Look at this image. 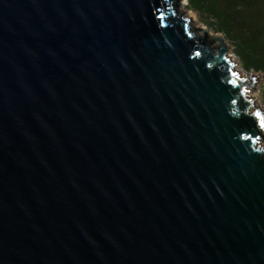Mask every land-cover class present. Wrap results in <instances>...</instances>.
Segmentation results:
<instances>
[{
  "label": "water",
  "instance_id": "1",
  "mask_svg": "<svg viewBox=\"0 0 264 264\" xmlns=\"http://www.w3.org/2000/svg\"><path fill=\"white\" fill-rule=\"evenodd\" d=\"M182 1L0 0V264H264L257 86Z\"/></svg>",
  "mask_w": 264,
  "mask_h": 264
},
{
  "label": "trees",
  "instance_id": "2",
  "mask_svg": "<svg viewBox=\"0 0 264 264\" xmlns=\"http://www.w3.org/2000/svg\"><path fill=\"white\" fill-rule=\"evenodd\" d=\"M213 31L233 45L244 70L264 76V0H189ZM264 100V85H263Z\"/></svg>",
  "mask_w": 264,
  "mask_h": 264
},
{
  "label": "rangeland",
  "instance_id": "3",
  "mask_svg": "<svg viewBox=\"0 0 264 264\" xmlns=\"http://www.w3.org/2000/svg\"><path fill=\"white\" fill-rule=\"evenodd\" d=\"M183 3V1H182ZM189 0H187L186 3L181 4V8H180V12H186L184 14V16H188V17H192L194 22H191L192 25H194L195 28H208V26L202 21V19L200 18V16L193 10L189 9ZM213 35L217 34V35H221L223 36L224 40L226 41V45L227 47H229V52L227 53V55L229 56V58L232 60L233 63L237 64V66H235V70L239 72L241 77H249L251 76V73L253 76H257L258 73H253V72H247L246 70H244L242 64L239 61V58L236 56L235 52H234V48L233 45L226 39V37L224 36V34L222 33H218L215 32L211 29V32ZM199 34L201 35V33L199 32ZM216 46H220V42H218L216 44ZM262 75V74H261ZM261 79L263 80V82H257L256 86V92L254 93V90H252L251 88H248L249 94L248 97L250 99H255L257 98L258 100H255V106L262 108L264 107V100H263V85H264V76L262 75ZM259 106H258V105ZM255 110V108H251V111L253 112ZM264 111V109H262Z\"/></svg>",
  "mask_w": 264,
  "mask_h": 264
},
{
  "label": "bare ground",
  "instance_id": "4",
  "mask_svg": "<svg viewBox=\"0 0 264 264\" xmlns=\"http://www.w3.org/2000/svg\"><path fill=\"white\" fill-rule=\"evenodd\" d=\"M186 2H187V0H184V1H183V3H186Z\"/></svg>",
  "mask_w": 264,
  "mask_h": 264
}]
</instances>
